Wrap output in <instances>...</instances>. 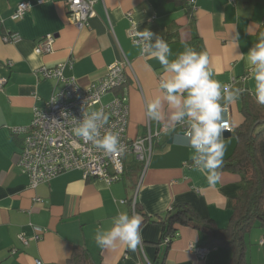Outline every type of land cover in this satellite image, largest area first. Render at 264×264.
<instances>
[{
  "label": "crops",
  "instance_id": "crops-1",
  "mask_svg": "<svg viewBox=\"0 0 264 264\" xmlns=\"http://www.w3.org/2000/svg\"><path fill=\"white\" fill-rule=\"evenodd\" d=\"M20 2L32 6L22 18L14 19ZM94 9L89 26L79 29L64 0H0V76L7 79L0 91V264H34L36 259L68 264L78 245L87 248L98 264H228L231 248L212 247L205 259L189 250L191 244L208 241V235L193 226H181L165 243L161 224L142 221L141 242L135 251L119 242L114 248H101L94 237L97 230L110 228L120 212L137 215L134 201L151 219L178 204H189L218 227L229 225L233 201L243 186L241 175L218 168L220 179L210 186L193 169L192 149L184 139L187 120L171 122L172 109L163 99L165 119L157 122L148 117V104L164 95L158 85L165 72L157 59L141 54L129 30L134 24L137 31L148 29L162 38L171 50L169 60L185 48L205 54L213 79L254 98L246 57L239 54H247L264 32V0H196V8L190 0H99ZM49 33L56 36L54 50L36 53V46ZM12 34H18L19 41L5 40ZM117 60L130 63L125 86L130 106L128 135L132 139L153 136L146 169L128 154L125 173L116 182L85 179L81 171L71 170L31 187L17 164L21 140L12 129L30 124L34 107L62 87L40 69L65 64L64 75L87 87L102 79L108 65ZM122 91L108 93L105 102ZM241 93L226 105L225 119L233 131L229 137L223 134L222 161L233 154L234 131L244 121ZM36 227L44 230L42 237L24 245L19 235L32 238ZM246 243L248 264H264V227H253Z\"/></svg>",
  "mask_w": 264,
  "mask_h": 264
},
{
  "label": "built area",
  "instance_id": "built-area-1",
  "mask_svg": "<svg viewBox=\"0 0 264 264\" xmlns=\"http://www.w3.org/2000/svg\"><path fill=\"white\" fill-rule=\"evenodd\" d=\"M43 1L39 0V2ZM64 1L74 24L79 29L88 27L91 18L95 15L94 6L99 0ZM190 4L196 8V0H190ZM31 6L30 2H20L13 18H22ZM136 33V27L132 24L129 35L133 40L139 39ZM19 39L18 34L5 38L15 42ZM55 40V34L45 35L36 46L35 52L42 54L53 51ZM65 66L60 64L54 68L40 69L44 77L55 80L62 84V87L55 90L43 105L34 107L30 124L12 129L13 134L21 140L17 164L28 176L30 186L36 188L39 184L71 170L81 171L85 179L98 177L110 184L122 178L128 154H133L137 161L143 162L146 169L153 151L152 134L137 139H132L128 135L130 106L125 86L129 81L126 70L130 67V63L123 60L111 63L107 67L106 75L87 87L81 86L74 77H66ZM6 81V78L0 76V91ZM119 90L123 91L104 102L103 99L108 93ZM97 110H102L107 117L101 128L102 135L107 132L118 134L119 142L125 149L123 152L106 154L103 150L94 147L90 141L74 135L72 129L83 119L84 111L91 113ZM228 122L231 129L228 132H232L230 121ZM181 123L185 124V122ZM37 201L40 199L37 198ZM135 203L134 201V206ZM35 230L36 233L32 238L25 234L19 235L24 245H28L32 239L39 240L42 237L44 230L39 227ZM163 241L169 243L170 237H166ZM189 250L198 258L205 259L210 247L191 244ZM34 264H44V262L36 259ZM148 264L153 263L148 261Z\"/></svg>",
  "mask_w": 264,
  "mask_h": 264
},
{
  "label": "clouds",
  "instance_id": "clouds-1",
  "mask_svg": "<svg viewBox=\"0 0 264 264\" xmlns=\"http://www.w3.org/2000/svg\"><path fill=\"white\" fill-rule=\"evenodd\" d=\"M136 36L139 39H134L133 44L140 47L141 54L157 59L166 77H162L158 85L164 95L162 98L157 96L148 104V117L157 122L165 119L163 99L172 109L168 116L171 122L187 120L189 126L184 139L192 149L193 169L204 175L210 186H214L220 179L217 169L226 150L223 134L231 131L225 119L226 105L235 102L241 90L213 79L205 54L185 48L174 60H169L171 50L162 38L148 29L137 31ZM239 55L246 57L248 75L254 81V99L257 104L264 105V32L259 34L258 41L247 54ZM106 120L102 110L84 111L83 119L72 131L106 154L123 152L125 149L118 134L107 132L102 135L101 128ZM140 223L139 216L120 212L113 218L110 228L97 230L95 242L101 248H114L119 242L135 251L141 242Z\"/></svg>",
  "mask_w": 264,
  "mask_h": 264
},
{
  "label": "trees",
  "instance_id": "trees-1",
  "mask_svg": "<svg viewBox=\"0 0 264 264\" xmlns=\"http://www.w3.org/2000/svg\"><path fill=\"white\" fill-rule=\"evenodd\" d=\"M244 121L234 131L237 139L233 154L219 168L241 175L243 186L233 201L232 216L227 227L221 228L209 218H202L189 204H178L157 219L142 213L135 203L140 221L152 220L161 224L163 241L172 238L181 226H193L208 235L205 246L228 247L233 255L228 264H248L246 234L255 226L264 227V105L257 104L248 93H241ZM68 264H98L84 246H76ZM153 264H159L154 262Z\"/></svg>",
  "mask_w": 264,
  "mask_h": 264
},
{
  "label": "water",
  "instance_id": "water-1",
  "mask_svg": "<svg viewBox=\"0 0 264 264\" xmlns=\"http://www.w3.org/2000/svg\"><path fill=\"white\" fill-rule=\"evenodd\" d=\"M183 133V132H182ZM225 137H229V136H231V133L230 132H228V131H226L225 133ZM171 142V141H170Z\"/></svg>",
  "mask_w": 264,
  "mask_h": 264
},
{
  "label": "rangeland",
  "instance_id": "rangeland-1",
  "mask_svg": "<svg viewBox=\"0 0 264 264\" xmlns=\"http://www.w3.org/2000/svg\"><path fill=\"white\" fill-rule=\"evenodd\" d=\"M103 100H104V102L106 101V99H105V98H104Z\"/></svg>",
  "mask_w": 264,
  "mask_h": 264
}]
</instances>
